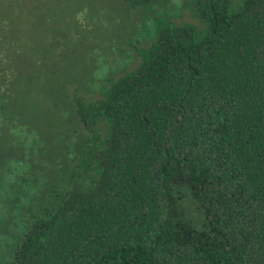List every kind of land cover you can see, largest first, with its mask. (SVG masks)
<instances>
[{
    "label": "trees",
    "instance_id": "1",
    "mask_svg": "<svg viewBox=\"0 0 264 264\" xmlns=\"http://www.w3.org/2000/svg\"><path fill=\"white\" fill-rule=\"evenodd\" d=\"M189 1L201 39L169 22L100 99H75L80 171L9 264H264V0Z\"/></svg>",
    "mask_w": 264,
    "mask_h": 264
},
{
    "label": "rangeland",
    "instance_id": "2",
    "mask_svg": "<svg viewBox=\"0 0 264 264\" xmlns=\"http://www.w3.org/2000/svg\"><path fill=\"white\" fill-rule=\"evenodd\" d=\"M169 22L193 26L196 40L205 33L189 0H0V72L12 90L0 102V264L31 210L80 171L92 132L75 99H100ZM96 127L104 137L107 122ZM187 206L198 218L195 203Z\"/></svg>",
    "mask_w": 264,
    "mask_h": 264
}]
</instances>
